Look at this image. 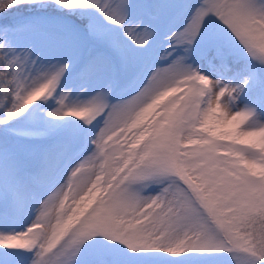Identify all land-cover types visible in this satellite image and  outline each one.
Wrapping results in <instances>:
<instances>
[{
  "label": "snow or ice",
  "instance_id": "snow-or-ice-1",
  "mask_svg": "<svg viewBox=\"0 0 264 264\" xmlns=\"http://www.w3.org/2000/svg\"><path fill=\"white\" fill-rule=\"evenodd\" d=\"M56 2L73 6L66 0ZM17 3L0 0V11ZM127 8V0H117L99 10L123 25L133 44L146 47L154 32L149 25H126ZM209 15L234 34L253 61L264 66V0H201L187 26L173 33L171 40L191 45ZM183 59L177 57L157 70L139 95L123 103L109 105L97 93L81 106H68L60 97L65 116L86 123L106 116L93 141L95 151L72 173L69 183L45 201L26 231L0 235V245L34 250L33 264H52L60 256L70 264L83 240L102 234L122 241L134 253H227L234 264H264V174L251 167L264 168V150L225 143L209 130L217 113L220 122L229 125L251 116L248 110H231L224 99L234 101L244 85H221L185 65ZM17 61L27 62L28 54L10 60L7 68ZM67 68V64L54 66V71L30 83L14 72L8 81L15 85L14 108L7 116L19 117L35 101L52 96ZM257 132H264V126L248 124L239 130L240 135ZM245 162L250 167H244ZM85 176L87 184L74 195ZM145 181L163 187L151 197L131 191L132 185ZM65 200L71 206L57 214ZM53 212L56 224L45 225ZM209 264L218 262L210 259Z\"/></svg>",
  "mask_w": 264,
  "mask_h": 264
},
{
  "label": "rangeland",
  "instance_id": "rangeland-1",
  "mask_svg": "<svg viewBox=\"0 0 264 264\" xmlns=\"http://www.w3.org/2000/svg\"><path fill=\"white\" fill-rule=\"evenodd\" d=\"M50 2H55L57 9L42 0L30 15L15 13L9 21L0 14V58L9 62L28 54L27 62L14 63L11 76L19 73L30 83L54 71V66L68 65L53 95L35 101L19 117L7 116L14 108V99L7 104L0 85V235L26 231L45 201L67 185L72 173L95 151L93 141L106 116H96L91 123L65 116L60 111V97H65L64 104L68 106H81L97 93H102L109 105L126 102L148 86L157 70L170 66L177 57H183L185 65L221 85H244L234 101L224 99L231 110H248L251 116L229 125L220 122L217 113V121L209 130L225 143L264 150V132L239 133L248 124L264 126V66L250 58L214 15L205 20L191 45L171 40L173 33L187 26L201 0H127L125 24L149 25L154 32L146 47L133 44L124 26L110 21L99 10L105 3L115 4L117 0H66L73 5L71 8L56 0ZM243 166L250 167L246 162ZM251 167L264 174V168ZM162 187L145 181L132 185L131 191L151 197ZM71 204L65 200L64 207L56 213ZM34 258V250L0 245V264H33ZM210 259L218 264H234L227 253H134L122 241L97 234L82 241L70 264H209ZM66 260V256H60L53 258L52 264H65Z\"/></svg>",
  "mask_w": 264,
  "mask_h": 264
},
{
  "label": "trees",
  "instance_id": "trees-1",
  "mask_svg": "<svg viewBox=\"0 0 264 264\" xmlns=\"http://www.w3.org/2000/svg\"><path fill=\"white\" fill-rule=\"evenodd\" d=\"M42 0H37L35 3L29 2V0H18V3L16 6L9 8L7 11H0V14H3L5 17V20L12 21L13 15L15 13H19V15H30L33 11H36L39 7L38 2ZM46 2H49L51 8L57 9L55 2H50V0H44ZM56 7V8H55ZM40 11V10H39ZM7 58L2 57L0 58V73H3L4 75H0V85L1 88L4 90V96L3 98L8 103H12L13 101V90L15 89L14 84L8 83L9 80H11V70L7 68ZM118 246V244H115Z\"/></svg>",
  "mask_w": 264,
  "mask_h": 264
},
{
  "label": "clouds",
  "instance_id": "clouds-1",
  "mask_svg": "<svg viewBox=\"0 0 264 264\" xmlns=\"http://www.w3.org/2000/svg\"><path fill=\"white\" fill-rule=\"evenodd\" d=\"M148 102L147 98H145L144 101H142V103L146 104ZM87 180L88 178L85 176V177H82L80 179V182H79V185L77 187V191L74 193V195H79V192L80 190H82V188L84 187V185L87 184ZM53 220H57V215L55 212H53L52 214H50L44 221L45 225L47 224H51Z\"/></svg>",
  "mask_w": 264,
  "mask_h": 264
}]
</instances>
